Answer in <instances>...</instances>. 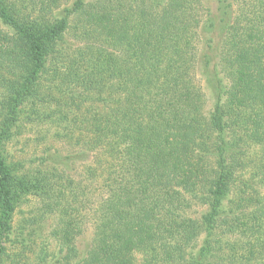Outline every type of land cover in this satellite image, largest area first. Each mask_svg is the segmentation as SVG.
<instances>
[{"label":"trees","instance_id":"obj_1","mask_svg":"<svg viewBox=\"0 0 264 264\" xmlns=\"http://www.w3.org/2000/svg\"><path fill=\"white\" fill-rule=\"evenodd\" d=\"M57 1L41 3L52 10L59 7ZM136 1L125 7L117 0H76L34 32L22 28L0 0V22L13 31L7 36L0 31V63L22 71L16 74L22 88L15 98L36 93L48 99L39 95L40 81L52 69L58 80L53 89L106 108L88 106L81 121L72 118L68 128L73 133L79 126L71 137L93 155L87 173L97 183L99 202L87 198L84 211L97 205L101 210L98 218L88 216L95 236L83 258L74 239L86 228L87 212L82 216L80 205H74L77 193L66 199L73 180L39 181L49 197L59 199L56 204L68 203L60 210L63 256L73 255L83 264H132L131 253L142 247L152 252L150 261L211 264L212 241L226 236L228 262L242 258L251 264L264 256V192L256 195L243 182L247 188L236 200L230 198V210L224 201L236 167L249 163L245 155L264 189V160L256 166L243 143L264 142V0H162L161 12L136 8ZM71 17L81 19L78 35L85 43L67 50L63 39ZM197 61L215 91L208 115L204 90L194 76ZM65 77L88 92L77 91L74 83L63 87ZM12 119L9 112L1 121L0 144L13 133ZM8 178L0 157V204L8 196ZM93 190L86 188L96 194ZM203 190L208 210L199 220L183 207L189 203L186 192L199 199ZM250 204L255 208L245 212ZM201 228L205 240L192 258L188 247ZM236 235L244 239L240 246L232 242Z\"/></svg>","mask_w":264,"mask_h":264},{"label":"rangeland","instance_id":"obj_2","mask_svg":"<svg viewBox=\"0 0 264 264\" xmlns=\"http://www.w3.org/2000/svg\"><path fill=\"white\" fill-rule=\"evenodd\" d=\"M75 1L58 0L59 7L52 10H49L46 4H42L41 0H4V3L7 10L15 17L22 28L36 32V30H40L45 22L59 18L65 8H69ZM85 1L92 2L96 0ZM130 1L117 0V3L122 2L127 7ZM164 3L162 0H137L134 6L136 8H152V11L161 12ZM80 24L81 19H77V17L70 18V27L65 31L63 39L66 40L67 50H71L70 48L75 46L78 41L81 44L85 43L78 35L81 33ZM75 26H79V28L76 29ZM0 31L6 36L7 33L13 32L1 22ZM198 49L201 51L200 43ZM58 68L60 71L66 72L63 62L59 63ZM21 72L19 68L10 66L7 62L1 61L0 63V126L3 117L8 116L9 112L13 113L15 117V119H12L14 129L11 137L5 138L0 144V157L9 169L8 196L0 204V264H83L82 261L79 262L78 257L73 255L70 257L63 256L62 224L64 216H62L60 210L63 204H68L66 203L67 200L63 201L62 204H56L55 201L59 199H55V196L49 197L47 191L41 188L39 181L42 177H48L52 182H56L57 179L65 183L73 180L72 187H70L72 193L67 191L66 199H72V194L77 193L78 200L74 205H80L79 210H81L82 216L87 212L83 218V220L86 218V228L78 233L74 239L77 250L83 258L87 255L88 247L92 244L95 236L92 220L88 219V216L90 214V216L98 218V213L100 214L101 210L97 208V205L89 213L84 211L83 205L87 198L92 202H97L99 199V195L95 190L97 183L88 180L87 173L93 155L82 146L79 140L76 141L74 137H71L77 135L80 130L78 129L79 126H74L73 133L68 128L72 124V118L79 117L78 120L81 121L88 106L97 108V111L101 112H105L106 108L98 102L89 101L85 103L81 100H74L73 96L64 95L66 90L58 92L53 89L52 85L57 84L58 80L53 76L54 71L52 69L45 70L40 81L41 88L39 90L41 94L39 93V95L44 96L42 94H46L48 99H40L36 97V93L33 97L23 93L21 98H15V90L22 88L16 76ZM208 75L209 73L202 66L201 61H197L194 76L205 93L204 113L206 115L211 112L215 103V91ZM73 83L77 91L88 92L86 86L70 81L67 77L61 85L66 87ZM90 92L98 94L97 90H90ZM56 100L59 103H56ZM63 117L66 119L63 120ZM243 143L247 149V155L255 156L256 166L260 165L264 160V142L255 143L246 140ZM245 158L249 162L247 167L240 163V166L236 167L238 169L235 176L230 178L231 194L224 201L226 211L232 207L230 198L234 199L235 197L236 200L237 195H240V191L247 188L243 182L250 184L256 195L264 192L262 177L252 174L254 170L253 161H250L246 155ZM210 161L209 166L215 169L214 158H211ZM235 162L234 160V165ZM89 185L96 191V194L86 191ZM67 189L69 188L67 187ZM205 192L203 190L199 193V199H195L196 195L191 192L185 193L189 203L184 205L183 208L188 216L201 220L202 215L206 213L208 204L206 203L207 199H204ZM243 193L246 194V191H243ZM55 205L59 206L55 207ZM254 208L255 204H250V206L245 205L244 210L245 212H251ZM223 219L228 218L222 217ZM201 230L199 235L191 241L192 247H188V252L190 251L188 256L192 255V258L193 255L197 254L205 240L206 234L202 228ZM228 239L226 236L214 238L212 241L214 250L212 252L215 256L213 258L209 257L207 262H211V264H249L242 258L234 261L235 263L228 262L225 245V241ZM232 240V242H237V246L242 245L244 241L240 235H236ZM238 257H241V254ZM151 259L152 252H148L146 249L143 250L142 247H137L130 255L132 264L165 263L158 259L150 261ZM190 260L177 261L176 264H191L192 261ZM250 262L251 264H264V256Z\"/></svg>","mask_w":264,"mask_h":264}]
</instances>
